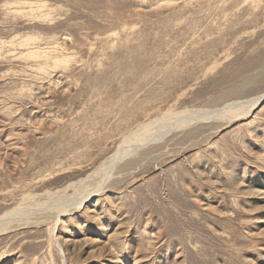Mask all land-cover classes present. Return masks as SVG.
I'll list each match as a JSON object with an SVG mask.
<instances>
[{
	"label": "rangeland",
	"instance_id": "obj_1",
	"mask_svg": "<svg viewBox=\"0 0 264 264\" xmlns=\"http://www.w3.org/2000/svg\"><path fill=\"white\" fill-rule=\"evenodd\" d=\"M262 95L135 147L62 211L142 124ZM12 209L0 264H264V0H0Z\"/></svg>",
	"mask_w": 264,
	"mask_h": 264
},
{
	"label": "bare ground",
	"instance_id": "obj_2",
	"mask_svg": "<svg viewBox=\"0 0 264 264\" xmlns=\"http://www.w3.org/2000/svg\"><path fill=\"white\" fill-rule=\"evenodd\" d=\"M262 96H259L256 99L253 100H247V101H241V102H232L229 104H225L223 108L214 110L209 112H199L197 110H184L181 112H177L174 114H171L168 116L169 118L165 119L167 115L158 118L156 120L149 121L147 124L144 123L140 128H136L138 130H134L130 132L125 138H123L122 142L119 144L117 147L116 151L107 158V160L102 163L99 167L96 168V170L87 175V177L79 180L74 184H70L71 186L74 187V198H67L68 200L63 199V203L65 205L63 206V212H68L70 207H80L84 201L89 199L91 195L97 193L100 188L103 186V184L106 183V181L109 179L111 176L110 172L113 167V165L118 162L119 160L122 159L125 155L129 154L132 150L135 149V147L141 146L145 143H148L150 141L157 140V138H160L162 135L170 132L171 130H174L176 128L181 127L182 125H187L188 123L192 122V120H198L199 118H202L203 120L206 117H221L222 119H233L236 117H240L243 115H246L249 113L253 107H255L258 102L262 99ZM199 110V109H198ZM207 114V115H206ZM206 116V117H205ZM201 120V119H200ZM194 122V121H193ZM168 126V129L165 130H160L163 126L162 125ZM157 125L159 127V131L157 129ZM156 128L153 132H150L152 129ZM129 140H132L131 142H127ZM106 171L105 174H102L100 177H97L98 172ZM96 178H101V181L95 185L93 188H91L94 183L92 182L93 180H96ZM65 191L62 190L58 193L63 195ZM55 193V196H59L60 194ZM61 196L58 197V199L62 200ZM22 210V209H21ZM21 213V211L16 212V209H12L9 211H6L0 216V233L6 231L8 228H10V224L17 218V216ZM23 214V213H22ZM59 214V213H58ZM21 215V214H20ZM59 216H57L58 219ZM18 219V218H17ZM19 220V219H18ZM17 222V220H16Z\"/></svg>",
	"mask_w": 264,
	"mask_h": 264
}]
</instances>
